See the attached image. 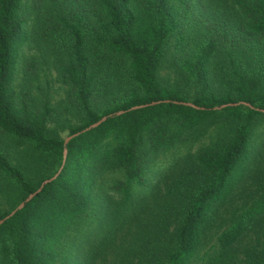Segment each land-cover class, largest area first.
<instances>
[{"label": "trees", "instance_id": "trees-1", "mask_svg": "<svg viewBox=\"0 0 264 264\" xmlns=\"http://www.w3.org/2000/svg\"><path fill=\"white\" fill-rule=\"evenodd\" d=\"M229 1L0 0V218L66 148L0 264H264V0Z\"/></svg>", "mask_w": 264, "mask_h": 264}, {"label": "rangeland", "instance_id": "rangeland-1", "mask_svg": "<svg viewBox=\"0 0 264 264\" xmlns=\"http://www.w3.org/2000/svg\"><path fill=\"white\" fill-rule=\"evenodd\" d=\"M228 2H230V1L228 0ZM217 3H218V6L221 7L223 4H225V0H217ZM20 50H21V54L22 55H27V54L31 53V51L33 49H32V46L31 45L26 44V43H23V45L21 46ZM20 74H21V71H16V77L13 80V85H14L15 88H19L18 87V82L20 81V76H19ZM40 76L41 75H39V77ZM46 76L48 77V79L50 80V83H51V89H52L51 90V92H52L51 101L56 102L62 96L63 87L60 85L59 82H57L54 79V71H53V69L47 71V75ZM60 134L62 136H65L66 129L62 130L60 132ZM3 145L4 146H11V147H13L14 146V143L12 141H10L9 139H6L5 141L3 140ZM21 148H22L21 145L16 144V148L13 150V153H12V156H11L12 157V160L14 162L20 160V158L22 157V154H23L24 151L22 153H20V154H16L15 155V153L18 151V149H21ZM5 195H7V197L4 198L3 200H1V202H0V209L6 208L8 206V204L10 202H12L16 198L17 193L15 194V193L7 192Z\"/></svg>", "mask_w": 264, "mask_h": 264}, {"label": "water", "instance_id": "water-1", "mask_svg": "<svg viewBox=\"0 0 264 264\" xmlns=\"http://www.w3.org/2000/svg\"><path fill=\"white\" fill-rule=\"evenodd\" d=\"M156 101H158V100H153V101H150V102H145V103H140V104H134V105H132V106H130L129 108H135V107H139V106H142V105H146V104H148V103H154V102H156ZM179 102H182V103H184V104H190V105H193V106H196V105H194L192 102H190V101H179ZM236 103H244V104H246V105H248V106H250L251 107V105L248 103V102H246V101H242V100H240V101H232V102H225V103H220L219 105H217V107H222V106H224V105H226V104H236ZM257 109H259V110H261V111H264V108H257ZM124 109H119V110H116V111H114V113H120L121 111H123ZM109 114H112V113H109ZM106 117V115H102V116H100L98 119H96L95 121H93V122H91V123H89L88 125H86V126H84L83 128H81V129H79V130H77V131H74V132H72V133H70V134H68V135H66L65 137H64V139H63V143H65L67 140H68V138L69 137H71L72 135H74V134H77V133H79L80 131H82V130H85V129H88V128H90V127H92V126H94V125H96V124H98L100 121H102L104 118ZM65 153H66V148H65V146H63V148H62V159H61V164H62V162H63V160H64V157H65ZM61 164L59 165V167L57 168V170L52 174V175H50L49 177H46V178H44V179H42L41 181H40V183H39V185L33 190V191H31V192H29L22 200H20L7 214H5L3 217H1L0 218V222L4 219V218H6L7 216H9L10 214H12L17 208H19V207H21L22 206V204L24 203V201H26V200H28L36 191H38L40 188H41V186L45 183V182H47L48 180H50L51 178H53L55 175H56V173L58 172V170L60 169V167H61Z\"/></svg>", "mask_w": 264, "mask_h": 264}]
</instances>
